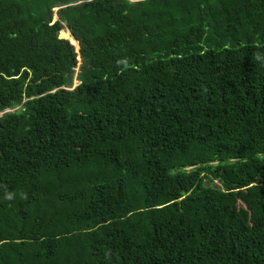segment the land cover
<instances>
[{
	"label": "trees",
	"instance_id": "trees-1",
	"mask_svg": "<svg viewBox=\"0 0 264 264\" xmlns=\"http://www.w3.org/2000/svg\"><path fill=\"white\" fill-rule=\"evenodd\" d=\"M0 264H264V0H0Z\"/></svg>",
	"mask_w": 264,
	"mask_h": 264
},
{
	"label": "rangeland",
	"instance_id": "rangeland-1",
	"mask_svg": "<svg viewBox=\"0 0 264 264\" xmlns=\"http://www.w3.org/2000/svg\"><path fill=\"white\" fill-rule=\"evenodd\" d=\"M58 36H59V32H58ZM70 42V41H69ZM71 43V42H70ZM73 46H74V44L73 43H71ZM75 48V47H74ZM75 50H77V44H76V48H75ZM75 82V81H74ZM12 110V109H11ZM10 110V111H11ZM206 182V184H207V181H205ZM218 183V180H215L214 181V184H217Z\"/></svg>",
	"mask_w": 264,
	"mask_h": 264
},
{
	"label": "clouds",
	"instance_id": "clouds-1",
	"mask_svg": "<svg viewBox=\"0 0 264 264\" xmlns=\"http://www.w3.org/2000/svg\"><path fill=\"white\" fill-rule=\"evenodd\" d=\"M74 83H76V82H74Z\"/></svg>",
	"mask_w": 264,
	"mask_h": 264
}]
</instances>
